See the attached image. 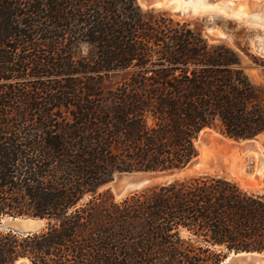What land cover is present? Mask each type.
I'll use <instances>...</instances> for the list:
<instances>
[{"label":"trees","instance_id":"obj_1","mask_svg":"<svg viewBox=\"0 0 264 264\" xmlns=\"http://www.w3.org/2000/svg\"><path fill=\"white\" fill-rule=\"evenodd\" d=\"M207 129L264 134V84L235 48L138 0H0V220L48 221L40 233L0 230V264L264 252V192L226 176L121 200L101 191L117 174L187 168Z\"/></svg>","mask_w":264,"mask_h":264},{"label":"rangeland","instance_id":"obj_2","mask_svg":"<svg viewBox=\"0 0 264 264\" xmlns=\"http://www.w3.org/2000/svg\"><path fill=\"white\" fill-rule=\"evenodd\" d=\"M163 2L161 6L151 5L148 0H138L143 9L156 8L166 11L176 20L188 21L192 28L200 29L203 35L211 43H226L241 53L244 65L247 66L251 78L258 84H264V68L258 63L264 61V51L258 49L257 45L264 48V1L263 0H158ZM160 5V4H159ZM200 5L201 9L196 13L195 7ZM226 7L235 9L241 8V12L256 16L257 20H251L244 15L233 17L224 11ZM248 49L252 56L245 53ZM242 143H240L241 145ZM235 140L226 137L219 129H207L198 141L200 148L199 158L203 165L199 168H192L186 171L178 179L201 176L205 174L221 175L238 182L243 188L264 192V185L259 184L258 174H264V157L255 151L241 152L237 148ZM261 154L264 156V137L258 141ZM263 170V171H262ZM117 174L114 180L103 187V190H110L114 196L121 200L130 194L139 192L156 185L166 183L157 180L141 190H129L121 194L118 186L124 185L141 173ZM159 173V172H157ZM88 200V198L86 199ZM31 216H5L0 220V230L13 229L20 234L28 235L40 233L48 228V221L44 219L42 228L32 233L23 232L19 223L29 219ZM25 264H32L28 258H21ZM19 259L16 264L21 263Z\"/></svg>","mask_w":264,"mask_h":264},{"label":"water","instance_id":"obj_3","mask_svg":"<svg viewBox=\"0 0 264 264\" xmlns=\"http://www.w3.org/2000/svg\"><path fill=\"white\" fill-rule=\"evenodd\" d=\"M151 5H156V2H159L158 0H148ZM258 49L261 51H264V48L257 45ZM264 137L263 135H260L253 139H246V140H240L236 141L238 143L237 148L241 152H248V151H255L260 154V157L263 158L264 156L261 154L258 141L260 138ZM240 143H242L240 145ZM203 161L198 157L190 166L183 170L179 171H169V172H137L141 173V177L137 180H134L135 183H137V187L135 189L130 190H141L145 187L149 186L152 182H155L157 180L165 181L166 183H171L177 180V176L182 175L186 171L192 168H199L203 165ZM133 174V173H128ZM258 182L259 184L264 185V174L263 176L258 174ZM132 180H128L124 185H119V191L122 193L123 191H129L126 190L127 187L131 185ZM131 188V187H129ZM128 188V189H129ZM44 224V219L40 217H30L29 219H26L25 221L19 223L18 225L24 230L25 233H32L35 231H38L41 229L39 226ZM38 226V227H37ZM219 264H264V252H258V251H241V252H233L228 257H226L224 260H222Z\"/></svg>","mask_w":264,"mask_h":264},{"label":"bare ground","instance_id":"obj_4","mask_svg":"<svg viewBox=\"0 0 264 264\" xmlns=\"http://www.w3.org/2000/svg\"><path fill=\"white\" fill-rule=\"evenodd\" d=\"M264 1V0H263ZM160 4V5H159ZM163 4V2H161V1H159V2H156V5L157 6H161ZM200 9H201V7H200V5H197L196 7H195V11H196V13L197 12H199L200 11ZM224 11H226L228 14H230V15H232L233 17H241V16H245V17H249L252 21L253 20H257V17L256 16H252V15H249V14H244V13H242L241 12V8H238V9H235V8H233V7H226L225 6V9H224ZM203 161V160H202ZM190 170V169H189ZM188 170V171H189ZM187 171V172H188ZM263 171V170H262ZM142 175L140 174L139 176H137L136 178H134L133 179V183H131V185L129 186V187H131V188H129V187H127L126 188V190H130V189H135L136 187H137V183H135L134 182V180H137L138 178H140ZM129 188V189H128ZM127 191H123L121 194H124V193H126ZM38 227V226H37ZM40 228L42 227V225H40L39 226ZM20 264H25L22 260H21V263Z\"/></svg>","mask_w":264,"mask_h":264}]
</instances>
